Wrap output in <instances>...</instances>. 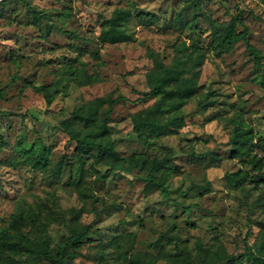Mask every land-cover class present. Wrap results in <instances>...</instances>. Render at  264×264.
<instances>
[{
	"label": "rangeland",
	"instance_id": "rangeland-1",
	"mask_svg": "<svg viewBox=\"0 0 264 264\" xmlns=\"http://www.w3.org/2000/svg\"><path fill=\"white\" fill-rule=\"evenodd\" d=\"M192 4L193 0H0V226L9 224L21 204L35 202H41L44 214L53 219L46 231L26 240V264H59L42 252L61 243L76 224H91L94 231L72 264H131L132 255L157 256L161 249L174 253L177 237L197 264L198 239L206 247L230 253L258 239L264 208L256 199L264 183L257 189L244 181L245 193L227 180L226 173L251 169L255 179H264V168L255 169L251 157H231L230 143L238 119L259 131L256 137L264 134V2L201 0L196 31L185 23ZM186 6L181 23L177 13ZM117 9L130 10L125 23L130 37L103 41L101 25ZM240 10L249 39L262 54L261 67L243 39L223 53L212 45L211 22L228 21ZM182 40H197L205 61L197 93L188 101H167L160 116L164 135L159 144L176 151L178 165L166 184L168 195L161 189L147 193V174L139 169L98 180L89 162L81 187L90 196L80 195L76 181L81 172L67 168V159L62 174L54 173L64 154L68 159L75 155L70 136L99 130L110 106L94 104L95 100L122 93L130 100L112 105L110 136L122 155L145 151L129 115L154 99L137 101L134 89H148L147 73L154 67L148 48L171 63ZM79 73L94 79L80 84ZM41 85L57 87L51 104L37 90ZM81 108L82 115L70 118ZM182 113L184 122L177 120ZM41 143L47 146L44 166L36 163L31 150ZM150 153L164 154L159 147ZM72 208L80 210L78 217L72 218ZM166 233L173 237L166 239ZM158 239L162 244L157 245ZM155 264L171 263L159 259ZM240 264L261 263L243 257Z\"/></svg>",
	"mask_w": 264,
	"mask_h": 264
},
{
	"label": "trees",
	"instance_id": "trees-1",
	"mask_svg": "<svg viewBox=\"0 0 264 264\" xmlns=\"http://www.w3.org/2000/svg\"><path fill=\"white\" fill-rule=\"evenodd\" d=\"M262 1L264 2V0ZM201 6V0H193L191 18L185 21L189 29L193 31L199 28L196 25V21L202 15ZM187 8L189 6L177 13L178 20L181 23L184 22V11ZM35 12L36 16H39V13ZM129 18L130 10L117 9L101 25L100 38L110 43L122 42L128 39L130 34L125 23ZM211 26L212 45L216 52L231 51L237 42L243 39L254 58V62L258 67L262 66V54L249 39L250 31L245 23L243 10L232 14L228 21H212ZM147 52L153 59L154 67L147 73L146 82L148 89L142 91L134 89L138 94L135 100L146 102L149 99H154V101L129 115L134 133L139 142L145 145L147 149L122 155L116 148L117 140L110 136L111 107L119 101H129L128 96L120 93L115 97L110 95L106 98L95 100L94 104L108 103L110 106L99 130L83 136L75 137L71 135L70 139L76 143L74 148L75 155L73 159H68L70 157L64 154L54 169L55 174H62L65 166L64 160L67 159V168L72 171H80L81 177L76 181L80 195L90 196L86 189L81 187L85 182L83 174L86 162H89V169L95 173L96 179L101 181L109 179L119 171L126 173L135 169L144 171L147 174L145 177V191L150 193L153 190L161 189L165 195H168L166 184L172 175L178 171V165L175 164L176 151L172 147L167 148L159 144V140L164 135L161 130L160 116L163 114L164 105L167 101L173 99L188 101L197 93L201 68L205 61V52L197 40H193L191 43L186 40L180 41L176 45L171 63H166L161 54L150 47ZM76 78L80 84L84 85L91 83L94 75L87 74L83 77L79 73ZM37 90L44 94L48 104L53 102L57 93V87L52 88L51 85H41ZM0 92V96H3V91ZM82 112V108L79 111L75 110L71 113L70 118L74 115L80 116ZM184 118L185 114L182 113L177 120L184 122ZM258 132L252 125L246 124L242 119H238L230 137L231 157H251L250 160L253 162L254 168L262 169L264 168V134L256 137L259 134ZM158 147L163 151V156L150 153V150H155ZM255 147L261 148L263 154H260ZM31 150L36 163L44 166L47 160V146L41 143L38 146H34ZM179 151L181 152L180 148ZM226 176L231 184L239 186L245 190V193L247 191L244 181L250 180L257 189L261 188V184L264 183V179H255L251 169H238L234 172H227ZM256 204H260L264 208V192L256 199ZM42 205L41 202H35L27 206L21 204L18 210L11 215L9 224L0 226V264H26L28 261V250L25 248L26 240L33 239L37 233L46 231V227L53 220L50 215L44 214ZM70 211L72 212V218L79 216L80 210L72 208ZM260 225L261 229L258 239L253 245L239 246L231 253L224 248L214 249L209 246L206 247L198 239L196 241L199 259L197 264H240L243 257H252L256 262L264 264L263 219L260 221ZM93 231L91 224L72 225L70 234L61 243L53 247L48 246L42 254L58 261L59 264H72L73 260L80 256L79 248L85 238L89 237ZM164 236L166 239L173 237L169 233L164 234ZM182 242L183 239L177 237L175 242L176 251L174 253L161 249L157 256L153 253H145L142 256L132 255L129 261L131 264H155L159 259H164L171 264H193L194 257L192 252ZM160 244H162L161 240L158 239L157 245Z\"/></svg>",
	"mask_w": 264,
	"mask_h": 264
}]
</instances>
